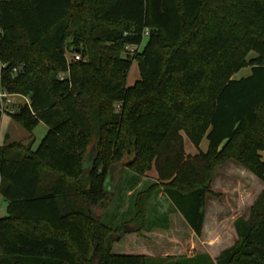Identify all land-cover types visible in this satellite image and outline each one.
Listing matches in <instances>:
<instances>
[{"label": "trees", "instance_id": "trees-1", "mask_svg": "<svg viewBox=\"0 0 264 264\" xmlns=\"http://www.w3.org/2000/svg\"><path fill=\"white\" fill-rule=\"evenodd\" d=\"M0 65V87L28 98L10 118L48 128L36 149L0 146V264H153L147 247L113 252L122 226L137 243L179 214L199 238L215 169L234 162L264 184V0H0ZM121 165L128 188L109 193ZM160 195L170 210H151ZM255 201L215 262L162 260L264 264V190Z\"/></svg>", "mask_w": 264, "mask_h": 264}, {"label": "rangeland", "instance_id": "rangeland-1", "mask_svg": "<svg viewBox=\"0 0 264 264\" xmlns=\"http://www.w3.org/2000/svg\"><path fill=\"white\" fill-rule=\"evenodd\" d=\"M145 43V42H144ZM144 46L141 47L140 50H142ZM137 49L135 47H128L125 49L126 54L132 55L135 54ZM74 53H67V58L71 59L73 57ZM253 55H251L252 57ZM1 70V65H0ZM250 69H244L237 73L235 75V79H240L243 77L250 76ZM127 85L129 87L134 86L135 83H137L141 77L139 68L136 62L133 63L131 69L128 72L127 75ZM16 102V107L19 105L24 104V100L20 97L14 98ZM10 115L5 114L0 118V146H2L5 135H9V139L12 141H25L28 139L29 133H26L22 128H20L18 125L11 123ZM11 123V124H10ZM48 128L43 124H40L34 132L31 134L34 139V149H36L40 144L41 140L44 138L45 134L47 133ZM185 139L186 145L184 146L185 155L188 157V155H195L197 152L189 139ZM207 148V141L204 140V142L201 144L200 149L202 151L206 150ZM264 161V156H263ZM232 162L230 164L229 162L225 163L223 166L218 167L215 169V178L211 184V194H209L206 198V212L210 213L213 211L215 207V203L223 204L224 206L220 210L221 212L225 209L229 210V207L227 206L226 202H224V194L226 193L228 198H233L234 194H238L240 183L247 186L249 190H251V194L246 195L242 197V201L244 202L242 204V207L238 204L237 211L241 212L244 208H247L249 204H251L252 198H254L255 193L257 192V185H255L252 181V174H250L246 169H244L239 164H236ZM111 175V174H110ZM152 174H148V179L155 180L156 178L152 177ZM146 176L144 177V179ZM107 185V184H106ZM6 206V203L3 200V197L0 195V218L5 217L6 210L4 209ZM129 202L127 199L124 202V207H128ZM122 208V210L124 209ZM170 208V204L164 200L161 195L158 197L157 203H152L151 210H162L167 211ZM113 209L112 206L108 209L107 213H109ZM215 213V212H214ZM245 214V211H244ZM207 219L209 217L207 216ZM172 220V228L168 231H155L152 235H143L139 236L137 239V243L135 241H132V239H128L127 241H124L123 238H121L122 243H116L114 245L113 252L118 253L123 251V253H127V251H133L137 250L136 247L143 246L148 248V252L153 253L156 257H160L161 255H168L171 254V251H175V253L183 254V252L188 255L192 253H200V247H201V239L200 237L197 238L195 235H192L189 229L184 226V223L180 217L179 214H174L171 216ZM208 225H211V220L209 219ZM228 226L230 227V223H228ZM227 225L223 224V227L227 229ZM123 228H126V226H122V228L119 229V232L121 230L123 231ZM117 237H119L117 235ZM146 239H149L148 241H144ZM211 239L204 238V242H210ZM223 246H229L233 243V239L231 236L226 235V237L223 239ZM221 246V247H223ZM138 249L139 251H143V248ZM192 248V249H191ZM146 253V252H145ZM161 259V258H160ZM163 259V258H162Z\"/></svg>", "mask_w": 264, "mask_h": 264}, {"label": "crops", "instance_id": "crops-1", "mask_svg": "<svg viewBox=\"0 0 264 264\" xmlns=\"http://www.w3.org/2000/svg\"><path fill=\"white\" fill-rule=\"evenodd\" d=\"M24 103H25V100H24ZM12 122L15 124V122L13 120H11V123ZM32 139H33V136L29 135L27 140L17 141V142L28 143V141H30ZM183 139H184V137H183ZM12 141L14 142V140H12ZM12 141L9 139V135L6 134L5 140L2 144V146L6 143H12ZM185 145H186V142L184 139V146ZM207 147H208V143H207ZM33 149H34V146H33ZM206 150H207V148H206ZM206 150H204V151H206ZM204 151H202V152H204ZM263 156H264V152L262 153V159H263ZM229 163L232 164V162H229ZM125 171H126V169L124 168L123 165L116 167L115 169H113L111 171V173H110L111 175H109V178L106 182L107 185H105V190H107V192H109V193L112 192L114 194L119 185H123V187L126 189L128 188L127 181L129 179V175ZM150 174L153 175L152 177L157 178V173L155 171H152V173H150ZM251 177H252L251 178L252 181L254 180L253 183L255 185H257V192L255 193L254 198H252L251 204H249L247 206V208H244L243 211H241V212L237 211L238 210L237 209L238 204L242 207V204L244 203L242 201V197L244 196V194L249 196V194H251L252 191L249 190V188H247V186L243 185L242 183L239 184V186H241V187L239 188L238 194H234L233 198L229 199L226 193L223 196V198L225 200L224 202H226L227 206L229 207V210L225 209L221 212L220 210L222 209V207L224 205L219 204V203H215V207H214L213 211L210 213H207L206 208H205V217H204L205 222H204V226H203V229L201 232V237H200L201 244H202L200 247V251H201L200 253H192V254L186 255L184 252H183V254H179L177 252L175 253V251H171L172 252L171 254H168V255L166 254L165 256L161 255L160 257H156L153 253H150L148 251H145L146 253L143 252V254H146L147 256H149L152 259L153 264H167V262H164L162 260V258L165 259L166 257L185 256L186 258L191 259L192 257L198 256V255H206L207 257L209 256L211 261L215 262V260L221 255V253H223V251L225 249L232 247L237 242L238 237H237V234L235 233L234 223L239 218H244L246 220L249 219V213H250L252 206L256 202L255 200L258 198L260 193L264 190V184L262 182H260L255 176H251ZM131 194H132L131 191L128 192V195H131ZM6 207H7V204L4 208L7 211ZM128 207L127 208L124 207L122 212H125L126 209H128ZM170 209L171 208H169L168 210H170ZM244 211H245V214H244ZM207 216L211 220V225H208L209 219H207ZM170 220H171V217H170ZM182 221L184 223V226H186L188 228L185 221L183 219H182ZM228 223H230V227L228 226ZM223 224L228 226L227 229H225L223 227ZM171 228H172V220H171V226L169 229H171ZM129 230H130L129 226H127L126 228H123V231L121 230V232H119V237L120 238L125 237V239H127V238L135 239L136 238L135 236L127 235ZM189 231L193 235V232L190 229H189ZM152 234L153 233L146 234V235H152ZM226 235H229L232 237L233 243L229 246L224 247L223 246V243H224L223 239L226 237ZM204 238L205 239L210 238L211 241L210 242H204ZM221 246H223V247H221ZM127 252L134 253L131 251H127ZM121 253H123V252L121 251ZM139 254H142V253H139Z\"/></svg>", "mask_w": 264, "mask_h": 264}, {"label": "built area", "instance_id": "built-area-1", "mask_svg": "<svg viewBox=\"0 0 264 264\" xmlns=\"http://www.w3.org/2000/svg\"><path fill=\"white\" fill-rule=\"evenodd\" d=\"M80 55L79 54H74L73 57L71 59H68L69 62H73V61H78L80 60ZM2 68V66H1ZM16 97H20L22 99L25 100V103L28 102V98H24L22 96H17V95H13V94H8L5 90H3L0 87V113H2L3 115L8 114L11 115L15 112L16 110V102L15 99ZM119 110V106L116 107Z\"/></svg>", "mask_w": 264, "mask_h": 264}, {"label": "water", "instance_id": "water-1", "mask_svg": "<svg viewBox=\"0 0 264 264\" xmlns=\"http://www.w3.org/2000/svg\"><path fill=\"white\" fill-rule=\"evenodd\" d=\"M93 161H94V148H92V150L88 153L86 160L84 162V172H90L91 171V167L93 165ZM120 239V237H118V240Z\"/></svg>", "mask_w": 264, "mask_h": 264}]
</instances>
